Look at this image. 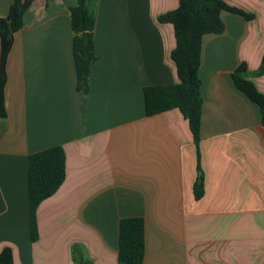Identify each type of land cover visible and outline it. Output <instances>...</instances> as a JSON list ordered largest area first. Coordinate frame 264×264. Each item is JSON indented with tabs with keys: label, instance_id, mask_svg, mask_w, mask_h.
<instances>
[{
	"label": "crops",
	"instance_id": "crops-1",
	"mask_svg": "<svg viewBox=\"0 0 264 264\" xmlns=\"http://www.w3.org/2000/svg\"><path fill=\"white\" fill-rule=\"evenodd\" d=\"M13 0H0L4 17ZM94 51L76 90L69 7L33 0L13 34L0 115V250L13 264H116L118 221L144 222L143 264H264V125L233 84L264 94V0H223L221 33L201 38L197 152L178 108L145 113L144 87L175 84L173 27L157 16L178 0H92ZM84 101V108L82 102ZM60 145L65 176L36 209L29 237L27 156Z\"/></svg>",
	"mask_w": 264,
	"mask_h": 264
},
{
	"label": "trees",
	"instance_id": "trees-1",
	"mask_svg": "<svg viewBox=\"0 0 264 264\" xmlns=\"http://www.w3.org/2000/svg\"><path fill=\"white\" fill-rule=\"evenodd\" d=\"M33 0H13L8 12L0 17V115L3 114V87L6 81L5 65L13 42V34L22 27L23 15ZM221 11L239 14L244 19L253 17L223 0H178L174 9L157 16L159 22L170 23L174 33V47L170 59L175 66L177 82L163 86L144 87L145 113L151 115L169 108H178L188 123L197 152V176L193 182V195L199 199L203 194V176L198 165L199 126L202 108L200 78L201 38L207 33H221L224 23ZM70 26L73 32L71 53L75 69L76 90L85 94L88 89L89 66L97 55L94 51V15L92 0H76L69 7ZM245 64H239L231 73L233 84L249 100L257 104L264 125V94L244 77ZM264 70V52L261 57ZM84 108V101L82 102ZM65 176L64 152L60 145L47 147L27 156V195L29 208V237L37 238L36 209L38 204L51 196ZM118 244L116 264H143L144 222L139 216L123 217L118 221ZM0 264H13L12 248L0 250ZM77 264H88L77 258Z\"/></svg>",
	"mask_w": 264,
	"mask_h": 264
}]
</instances>
